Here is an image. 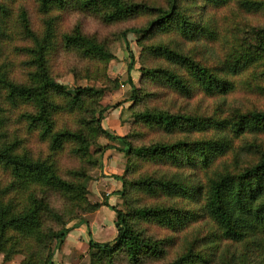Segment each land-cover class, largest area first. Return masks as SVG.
Masks as SVG:
<instances>
[{"label":"trees","instance_id":"trees-1","mask_svg":"<svg viewBox=\"0 0 264 264\" xmlns=\"http://www.w3.org/2000/svg\"><path fill=\"white\" fill-rule=\"evenodd\" d=\"M231 1L164 0L163 6L150 7L126 0H39V11L47 14L52 9L71 7L101 14L103 21L108 24L135 15H151L153 17L146 26L126 28L120 32L119 37L125 41L129 34L134 35L145 54L162 58L173 67L163 70L140 68L141 79L158 81L187 98L196 92L208 97H225L238 87V77L248 72L251 82L255 79L264 81V28L247 30L215 66L194 58L189 52L184 54L162 44L144 46L142 41L157 31L169 29L176 30L191 43L205 40L212 33L211 26L189 14L190 6L184 7L183 2H193L191 5L196 10L204 11L207 8H223ZM236 3L245 12L264 13V0H237ZM8 12L9 9L0 4V38L4 35V18ZM22 21L25 30L29 32L25 15ZM45 24V35L41 42L31 35L36 43V49L32 51L35 71L28 84H16L0 68V171L7 173L10 178L3 185L0 182V254L4 255V260H9L10 255L17 252L25 254L34 245L32 240L44 234V216H49L62 227L45 233L47 244L42 264H54L53 256L70 229L65 227L67 222H64L62 216L56 212L53 215L52 208L44 198L38 197L39 194L45 195L46 191L58 192L68 202L73 205L76 203L89 213L101 206H108L107 203L90 204L82 185L63 180L55 161L50 157L34 160L26 153L19 152V141L16 138L8 140L6 134L7 116L4 107L7 105L9 108H26L21 118L27 130L37 132L44 140H49L50 155L60 152L64 143L72 142L76 144L75 153L80 158L91 160L94 158L89 152L92 137L102 136L111 141L123 142L121 152L128 158V165L124 173L116 177L121 183V190L116 194L123 199L129 211L109 207L115 215L116 236L105 243L89 241L91 264H112L120 255L130 264H141L148 258H161L170 245L168 239L155 240L147 236L140 224L152 222L175 232L198 219L209 221L214 230L203 238L197 252L193 253L190 248L171 264H212L218 256L222 264H264V147L246 141L239 150L240 153L238 151L235 155L233 167L215 168L211 171L219 158L234 151L235 139H241L244 134L264 136V111L242 113L235 110L229 119L212 120L209 117L144 109L134 113V124L157 127L169 134L179 131L203 136L207 132H213L209 137L198 140L182 139L148 146H134L129 136H113L102 129L100 123L106 108L93 109L89 123L81 129L55 131L53 117L62 108L56 100L62 99L65 106L70 108L79 109L83 106L88 109L103 96L107 88H76L73 95H70L65 86L53 80L45 59L53 50L50 42L53 36L52 19ZM63 42L65 47L76 50L85 59L106 63L112 58L103 44L84 36L78 28L70 35H65ZM132 68L133 57H130L127 67V83L131 88L129 101L138 104L144 99L130 78ZM114 83V88H117L118 84ZM254 87L261 96L264 95L262 84H255ZM121 104L113 105L112 108ZM101 151L94 153L100 155ZM243 153L253 155L249 159L252 161L240 165L237 160ZM131 159L170 164L196 173L211 171L213 175L207 178L206 184L197 180L190 181L188 178L193 177L194 173L182 179H177L174 175L159 178L145 176L131 181L128 178ZM96 160L91 164H96ZM132 191L150 197L164 196L172 200H184L196 204L194 206L197 209L186 210L177 205L135 206L127 201ZM221 244L228 245L223 252L218 251ZM232 245H240L241 250L231 254L229 251ZM20 248L22 250L19 252Z\"/></svg>","mask_w":264,"mask_h":264},{"label":"rangeland","instance_id":"rangeland-1","mask_svg":"<svg viewBox=\"0 0 264 264\" xmlns=\"http://www.w3.org/2000/svg\"><path fill=\"white\" fill-rule=\"evenodd\" d=\"M130 3L143 4L147 6L159 7L164 5V0H126ZM237 0H232L223 8H207L204 11H199L194 8L193 2L185 3L184 7H189V14H192L198 21L207 23L212 28L205 40L194 43L189 42L178 34L176 30H163L155 32L151 37L142 41L144 46L148 45H165L173 50L190 53L194 58L203 60L213 66L220 63L226 53L234 46L236 41L243 37L247 30L251 28H264V13H249L238 7ZM0 4L5 5L9 12L4 18L3 31L4 35L0 38V68L5 70L8 77L16 84H28L31 74L35 71L33 62L36 43L31 37L34 36L41 42L45 35L46 21L52 19L53 36L50 39L53 50L49 56H45L47 61L48 71L53 80L66 87L67 93L73 95L74 89L91 87L100 89L106 87L107 90L103 96L98 99L93 107L79 109L65 106L63 100H56V103L62 106L53 119L55 122L54 130L62 129L78 130L88 124L93 109L106 108L103 114V120L108 116L111 110H120L119 125L120 133L123 136H129L130 141L134 146H148L153 143L167 142L173 143L178 140H198L200 138L209 137L213 132L206 134H193L185 132L167 133L157 127H149L142 124H134V113L144 109L162 110L169 113H182L187 115L198 116L202 118H212V120L229 119L235 110L242 113L247 111H264V95L261 96L254 87L255 84H262L264 81L258 79L250 81L249 74L238 77L235 90H232L227 96L208 97L201 93H194L191 97H183L178 93L171 91L165 84L149 79H141L140 68L145 69H171L173 66L167 63L164 59L145 54L142 50L137 38L129 34L127 39L122 40L120 32L126 28L144 27L153 16L151 15H135L115 23H105L101 14L93 12H85L67 7L62 10L52 9L51 12L43 14L39 11V0H0ZM26 17L27 27L29 32L24 28L22 21L23 16ZM196 15V16H195ZM78 28L80 32L88 38L94 39L96 42L103 44L106 50L111 54L112 58L106 62H99L83 58L76 50L67 48L64 45L63 37L70 35L74 29ZM130 57H133V68L130 72V78L134 86L139 89L143 95V101L135 104L129 101L131 88L127 83L128 74L127 67L130 62ZM118 84L114 88L115 83ZM120 108H112L111 105L123 103ZM68 107V108H65ZM5 115L7 116L6 134L8 140L16 138L21 144L19 152L26 153L29 157L35 159H46L50 157L55 161L56 169L61 178L67 182L80 183L86 191V199L90 204L99 203L97 195L103 200L105 189L108 186L121 183L116 177L124 173L128 165V158L121 152L124 144L120 140H108L102 136H94L91 138L92 145L89 148L90 155L94 158L91 160L80 158L75 153L76 144L72 142L64 143L60 152L50 155L49 140H44L39 133L28 131L26 125L21 118L22 113L26 110L25 107L9 108L7 105ZM108 113V114H107ZM102 129L108 131L103 125ZM109 132V131H108ZM111 135L117 136L110 132ZM261 144L264 147V136L244 134L241 139L233 141L234 151L228 153L218 162L211 170L222 167H233L235 165V155L245 145L244 142ZM253 143V144H254ZM108 147L105 149V147ZM102 150L101 154H96L95 151ZM112 151L109 157L112 159L116 156V162L122 169L119 176L111 175L114 171H108L111 177V184H104L105 175L103 176L104 154ZM240 153V151H239ZM253 155L243 153L238 158V163L244 165L251 162L249 160ZM98 161H97V160ZM255 159V158H254ZM97 161L95 164L91 162ZM257 161V160H256ZM130 169L128 178L135 181L139 177L151 176L153 178L176 176L177 179H182L185 176L189 177L190 181L197 180L200 183L206 184L208 177L213 173L211 171L193 172L187 168H176L170 164L146 160H130ZM10 181L9 176L0 171V182L3 184ZM112 189V188H111ZM120 190H113L115 194ZM117 195V194H116ZM38 197L44 198L52 208L53 215L55 212L63 217L66 228H71L74 223L79 220H85V215L89 211L79 207L76 203H70L67 199L55 191H46L45 195L39 194ZM119 203L115 208L128 212V207L124 204L123 199L118 196ZM135 206H173L178 208L196 210L197 206L194 203H188L184 200H175L164 196L150 197L140 192L132 191L127 200ZM104 203V200L102 201ZM93 213V212H92ZM55 217V216H54ZM42 225L43 235L32 240L34 245L24 254L16 253L10 255V259L5 261L4 255L0 254V264H42V256L45 254V245L47 238L45 233L50 230L56 231L62 226L59 222H53L54 218L44 216ZM212 224L207 220H196L189 223L186 227L175 232L166 227H162L152 222L141 223L140 228L143 232L155 240L166 241L168 239L169 247L166 248L164 255L161 258L144 259L141 264H171L175 259L188 252L191 248L193 253L198 251V246L203 241V238L214 230ZM38 236V235H37ZM213 237V236H212ZM42 241L39 242L38 240ZM207 242V241H206ZM205 242V243H206ZM66 243V238L59 249L56 250L53 256L60 259L62 247ZM227 244H221L219 250L223 252ZM22 250L20 248L19 252ZM235 250V251H234ZM241 250L240 245H232L231 254H236ZM81 256V255H80ZM217 256L214 258L216 259ZM74 259V257H73ZM76 264H91V256L88 249L86 258L76 256ZM56 264V263H54ZM112 264H130L127 259L120 255ZM212 264H222L219 256Z\"/></svg>","mask_w":264,"mask_h":264},{"label":"crops","instance_id":"crops-1","mask_svg":"<svg viewBox=\"0 0 264 264\" xmlns=\"http://www.w3.org/2000/svg\"><path fill=\"white\" fill-rule=\"evenodd\" d=\"M124 104V102L122 103ZM122 104L117 107L120 108ZM113 106V105H111ZM120 110H113L109 111L107 114L108 116L103 120V125L109 133L117 134V136H122L120 133V125H119V115ZM111 150H108L104 154L103 158V166H104V172L103 176L105 177L104 184L108 186V184H111V177H107V175L110 176V173H107V170L114 171L111 173V175H117L119 176L122 169L120 168L119 164L116 162V156H113L112 159L109 158L112 154ZM113 190H120L119 184H114L112 187L108 186V189H105V195L103 196L104 203H107L108 206H101L98 210H96L93 213H88L85 215V220H79L78 222L74 223L72 225L66 236V243L62 247V250L60 251L61 256L60 259H57V257L54 260V263L56 264H76V256L78 255V258L82 256L83 258H86L87 252L89 249V241L93 240L98 243H105L112 241L116 236V230L114 227V212L110 210L109 207H115L116 204L119 203L117 195L112 192ZM99 200V203H102V198L100 197V194L97 195V201ZM81 255V256H80ZM74 257V259H73Z\"/></svg>","mask_w":264,"mask_h":264}]
</instances>
